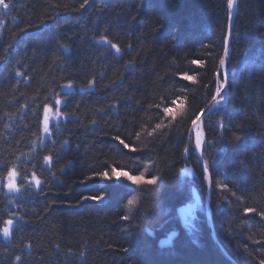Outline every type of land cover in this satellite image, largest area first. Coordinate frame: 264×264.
Listing matches in <instances>:
<instances>
[{
  "label": "trees",
  "instance_id": "1",
  "mask_svg": "<svg viewBox=\"0 0 264 264\" xmlns=\"http://www.w3.org/2000/svg\"><path fill=\"white\" fill-rule=\"evenodd\" d=\"M83 2L12 0L0 16V179L14 167L19 188L0 193V228L14 221L10 238L0 232V264L17 255L23 264H234L208 228L188 137L215 95L227 0ZM230 66L228 100L205 123L204 159L218 241L238 264H260L264 219L244 209L264 210V0H240ZM57 99L61 117L45 140L44 109ZM113 168L143 179L97 175ZM195 193L203 203L189 232L177 211ZM175 230L173 247L161 248Z\"/></svg>",
  "mask_w": 264,
  "mask_h": 264
},
{
  "label": "snow or ice",
  "instance_id": "2",
  "mask_svg": "<svg viewBox=\"0 0 264 264\" xmlns=\"http://www.w3.org/2000/svg\"><path fill=\"white\" fill-rule=\"evenodd\" d=\"M11 2H12V0H0V16L8 14V10L10 9ZM88 2H89V0H84V2L80 5V7L83 8ZM235 3H236V0H227V8L230 10L229 11V21L231 20V15H232L231 9L235 5ZM2 26H3V21L0 20V28H2ZM24 30L25 29H21V31H24ZM228 32H229V34L231 32L230 25H229ZM99 42L107 43L111 48H114L117 53L121 52V49L119 48V46L111 43V41H109L106 36L100 37ZM129 47H131V46L129 45ZM228 56H229V49L227 46H225L223 48V55L219 58L220 69H226ZM191 63L192 64H200V61L199 60H193ZM201 66H203V65H201ZM17 74L23 75L22 73H17ZM215 77L217 80V84L215 87V95L213 96V100L215 101V103L210 106V109L216 108L218 105L223 103L225 100V97L228 95V93L225 91V87L228 84V73H227V71L225 70L222 73L220 70H216ZM183 79L184 80H192L193 77H191L185 73L183 75ZM64 87L71 89L72 84L69 83L67 85H64ZM55 103L60 104L61 101L57 99V100H55ZM173 103H175V101H173ZM156 107H159V105H156ZM50 111H51V109L49 107L45 106L44 120H43L45 133H47L49 131V128H48L49 115L48 114ZM163 113L168 115V116H173V110L171 107H164ZM202 115H203V110H201L200 112H198L197 114L194 115V118L191 120V129H189V131H188L189 140L194 139V142H195L194 147L196 149H201V150H202V140H201L200 129L202 128V125H203V121H201ZM160 127H161L160 124L156 125V128H160ZM137 138H139V136ZM115 139L119 140L121 144H124V141L121 140L119 136H116ZM237 139H238V137H237ZM124 147H128V145L124 144ZM213 147H215V144H213ZM185 152H188L187 148H185ZM45 159L51 160V157H46ZM203 170L205 173H209L208 179L211 182L212 177H211V173L209 172L208 161H206V160L203 162ZM17 175H18V173L16 172V169L14 167L11 170H8V172H7L6 187L10 192H18L19 191V188L17 187L16 183L14 182L15 177ZM97 175L103 179H108V180H111L113 177H116L117 179H119L120 176H124V177H126L127 180L132 181L135 184H139L143 179V173L140 176H131V175H128V173H126V172L125 173H117L115 168L111 169V175H109L108 171L99 172V173H97ZM32 176H33V180L35 182V185L37 187H39V185L41 183L39 178L36 177L35 173H33ZM158 179H159L158 177L154 176L152 179L146 181V183L148 185H155L157 183ZM223 187H227V185H223ZM83 199H85V200H102L103 196H85V197H83ZM135 203H136L135 200H129L128 201L129 206H131ZM244 212L246 214L255 213L256 215H258L259 217L264 219V210L258 211L256 208L247 207L244 209ZM124 219H128V216H125ZM13 228H14V221L12 219H8V220L4 221L3 227L0 228V232L3 233V236L5 238H10L14 234ZM28 247H31V245H28ZM15 262H17V264H23L22 257L19 255L15 256ZM260 264H264V260H261Z\"/></svg>",
  "mask_w": 264,
  "mask_h": 264
},
{
  "label": "water",
  "instance_id": "3",
  "mask_svg": "<svg viewBox=\"0 0 264 264\" xmlns=\"http://www.w3.org/2000/svg\"><path fill=\"white\" fill-rule=\"evenodd\" d=\"M238 8H239V0H236L235 5L233 6V8L231 9V20L228 21V29H229V25L231 27V32L229 34L228 30H227V38H226V43L225 46L228 47L229 49V56L231 54V50H232V37H233V28H234V24L236 21V16H237V12H238ZM223 70V72L226 70L228 73V77H229V69L227 68L226 65V69H220ZM225 89H227V86L225 87ZM218 99V98H217ZM215 103V101L213 100L208 106L207 108L204 110L203 115L201 116V121H203V125L202 128L200 129L201 132V140H202V150L201 149H196V154L198 155L199 159H200V163L201 166L203 168V151H204V147H205V143H206V134H205V130H204V120L205 117L209 114V112L213 109H210V106L213 105ZM206 175V184H207V201H206V217H207V222L209 224V229L211 232V235L214 239V241L217 243L218 247L220 248V250L223 252V254L229 259L231 260V262H233L234 264H238L226 251V249L223 247V245L218 241L217 238V234H216V229L214 226V222H213V206H212V188H211V182L208 179V173H205ZM189 209V208H188ZM181 214H183V212H180ZM183 222L185 221L184 217L182 218ZM177 233H171L166 239H164L161 243L160 246L161 247H169L172 246L173 244V240L176 238Z\"/></svg>",
  "mask_w": 264,
  "mask_h": 264
},
{
  "label": "rangeland",
  "instance_id": "4",
  "mask_svg": "<svg viewBox=\"0 0 264 264\" xmlns=\"http://www.w3.org/2000/svg\"><path fill=\"white\" fill-rule=\"evenodd\" d=\"M235 74H236V71L234 72ZM234 76V75H233ZM227 100L228 99H226V102H227ZM224 105V103H222V106ZM49 113H51V112H49ZM48 115H51V114H48ZM207 117L208 116H206L205 117V120H204V127H205V123H206V120H207ZM49 123H50V119H49ZM49 125V124H48ZM206 134V133H205ZM185 157H187L186 159H185ZM190 157H191V152L188 154V153H186V154H184V160H185V162H186V164H187V167L185 168V170H184V172H185V175H194V173H195V171L191 168V167H189V164H190ZM201 166V165H200ZM201 169H202V166H201ZM146 170V169H145ZM203 171V173H204V176L206 177V175H205V172H204V170H202ZM149 172V171H148ZM209 174V173H208ZM7 179V178H6ZM129 181V180H128ZM6 182H7V180H6ZM130 182H132V181H130ZM205 183V216H206V206H207V204H206V201H207V191H206V181L204 182ZM0 186H1V184H0ZM8 190V189H7ZM9 191V190H8ZM10 192V191H9ZM8 192V193H9ZM194 198H195V200H194V202H192V203H190L191 204V209L190 210H185L184 211V214H181L179 211H177V214H178V218L180 219V222H181V226L183 227V229H185V230H187V229H189L190 231L191 230H193V226H194V224H195V221H196V215H197V213H196V211H197V208H198V206L200 205V204H202L203 203V195L202 194H199V196L195 193L194 194ZM212 206H213V188H212ZM213 212V222H214V210L212 211ZM184 217V219H185V221L183 222V220H182V218ZM206 221H207V217H206ZM214 224V223H213ZM207 225H208V228H209V224H208V222H207ZM214 226H215V224H214ZM216 229V228H215ZM210 230V229H209ZM177 232H178V236H179V234H180V230H176ZM216 234H217V232H216ZM165 248H171V247H165ZM227 251V250H226ZM228 253V252H227ZM229 254V253H228ZM230 255V254H229Z\"/></svg>",
  "mask_w": 264,
  "mask_h": 264
},
{
  "label": "bare ground",
  "instance_id": "5",
  "mask_svg": "<svg viewBox=\"0 0 264 264\" xmlns=\"http://www.w3.org/2000/svg\"><path fill=\"white\" fill-rule=\"evenodd\" d=\"M219 70H220V69H219ZM220 71L223 73V70H220ZM54 104H56V103H54ZM0 180H1V179H0ZM6 180H7V179L5 178L4 181H2V180H1V181H2L3 183H5ZM164 239H166V238H162V239L159 240V246H160V243H161Z\"/></svg>",
  "mask_w": 264,
  "mask_h": 264
}]
</instances>
